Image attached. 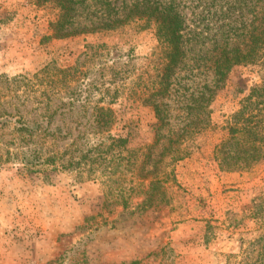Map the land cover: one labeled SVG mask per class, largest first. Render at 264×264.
I'll return each instance as SVG.
<instances>
[{
	"label": "rangeland",
	"instance_id": "1",
	"mask_svg": "<svg viewBox=\"0 0 264 264\" xmlns=\"http://www.w3.org/2000/svg\"><path fill=\"white\" fill-rule=\"evenodd\" d=\"M133 2L0 0V264H264V160L219 158L233 117L264 108V56L197 121L219 15L162 97L154 22L83 30Z\"/></svg>",
	"mask_w": 264,
	"mask_h": 264
},
{
	"label": "trees",
	"instance_id": "2",
	"mask_svg": "<svg viewBox=\"0 0 264 264\" xmlns=\"http://www.w3.org/2000/svg\"><path fill=\"white\" fill-rule=\"evenodd\" d=\"M201 1L204 0H134L127 13L116 12L113 17L104 18V22L92 23L91 27L85 26L83 30H115L122 26L127 18L154 22L158 41L165 51L160 83L155 93L165 97L171 87V80L186 58V54L198 52L195 48L193 51L190 46L189 42H193L191 38L194 37L199 51L205 45L204 40H201L202 33L197 32V29L203 28L199 26L201 20H207V24L210 25L214 16L219 15L220 18H216L215 22L219 25L216 27L221 30L222 37L212 42L209 50L204 51L213 62L215 79L212 86L204 84L197 96L191 100L193 105L191 110L193 107L196 110L193 117L198 121L205 107L204 102L208 103L216 91L226 83L234 66L254 62L255 59L264 56V0H213L217 2L219 10L207 12L205 9L197 11ZM246 14H251L252 19L248 21ZM189 15L192 17L191 20ZM206 15L209 17L205 18ZM188 23L192 24L194 30ZM248 99L250 105H256L257 101L253 100V97ZM259 104L262 105L260 102ZM152 106L160 123L157 130L159 132L162 127L169 124L167 115L161 104L154 102ZM233 119L229 135L220 145L219 153L222 155L219 157L220 164L229 165L234 161H243V164H246L248 159L255 160L257 156H262L263 161L264 108L255 107L245 113L240 111Z\"/></svg>",
	"mask_w": 264,
	"mask_h": 264
}]
</instances>
